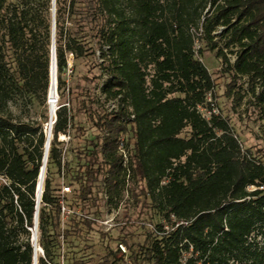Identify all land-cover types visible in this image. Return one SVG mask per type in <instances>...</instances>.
Instances as JSON below:
<instances>
[{
	"label": "trees",
	"instance_id": "obj_1",
	"mask_svg": "<svg viewBox=\"0 0 264 264\" xmlns=\"http://www.w3.org/2000/svg\"><path fill=\"white\" fill-rule=\"evenodd\" d=\"M54 20L59 107L38 207L37 246L43 252H37V264H56L59 237L70 234L61 228V207L70 209L55 194L50 164L58 173L66 166L58 137L72 138L69 79L75 60L96 53L99 73L81 78L97 82L104 68L111 77L106 97L119 96V106L100 110L87 87L76 84L78 110L99 134L89 139L81 172L67 185L78 187L69 192L94 204L93 183L99 180L110 200L126 176L143 183L140 193L163 222L134 253V264H141L140 255L150 264H264V190L258 188L264 162L244 150L228 118L213 111L207 95H214V80L195 49L200 39L222 59L231 74L228 95H239L237 81L246 77L248 90L264 105V0H55ZM52 32V0H0V173L9 181L0 184V264L34 262L31 228L49 114L25 121L9 103L48 106ZM216 37L225 39L223 46ZM67 55L73 58L69 79ZM131 111L135 116L128 121ZM81 220L88 226L94 221L85 214Z\"/></svg>",
	"mask_w": 264,
	"mask_h": 264
},
{
	"label": "rangeland",
	"instance_id": "obj_2",
	"mask_svg": "<svg viewBox=\"0 0 264 264\" xmlns=\"http://www.w3.org/2000/svg\"><path fill=\"white\" fill-rule=\"evenodd\" d=\"M86 30L92 35L89 28ZM215 39L219 45L223 46L225 39L219 37ZM93 45L95 48L97 47V45ZM198 48L201 51L196 55L205 64L214 80V95H207V101L211 103L215 113L220 112L228 118L243 149L249 150L264 162V105L259 103L258 99L248 90L246 77H241L237 81L238 85L235 87V91H239V95L234 93L228 95L226 90L231 74L224 69L225 64L222 59L216 56L215 50H210L207 47L205 41L198 39L195 49ZM226 51H228L230 61L233 62L234 54L228 49ZM68 59L69 68L73 63V58L69 55ZM100 61L98 53L95 54V57L78 58L75 60L73 75L70 77V68L65 72V77L68 79L70 77L69 81L73 87V93L70 96L73 115L72 138L63 141L64 145L61 146L66 164L64 171L58 173L57 167L50 164V177L55 194L60 195L62 202L70 209L69 214L61 219V228H69L70 234L66 238L62 235L59 237L61 242L60 247L55 251L54 261L56 264H70L72 261H81L82 264H134V253L138 255L139 248L146 245L147 235L154 230L155 224L163 222L162 214L158 212L148 196H143L140 193L143 183L136 177L128 178L126 176L127 180H125L120 193L112 200L104 196V181L99 180L93 183L94 204L81 202L77 194L72 191H63V187L67 186L70 180H74L73 176L81 172L79 170L80 163L87 159L86 152L91 149L89 139H94L99 134L92 126L91 121L87 120L86 116L78 110V101L82 96L76 84H84L87 87L89 94L96 99L95 106L97 108L103 111L107 108L105 96L100 97L98 92V82L102 76L97 82L91 83H86L81 78L83 75L91 77L93 74H98L99 69L96 63ZM107 63V58L104 57L103 66ZM104 74H107V71L103 68V81L105 80ZM9 105L13 113L25 121L32 119L40 122L43 120L44 113L49 114V106L37 102L29 104V102L23 103L18 100L10 102ZM202 113L205 117H209V111L206 109H203ZM80 127L84 129L83 132L79 130ZM187 132L188 128L183 130L182 135ZM132 137L131 133H128L127 138L130 143L133 141ZM58 139L62 142L64 138L59 136ZM71 185V190L78 187L75 183ZM71 214L74 215V220L69 217ZM82 214L93 217L94 221L92 220L89 226L86 225L81 220ZM74 222H77L76 229ZM31 229L34 231V227ZM120 243L126 247V252L121 253ZM40 254L42 253L40 252ZM138 258L141 264H150L142 255Z\"/></svg>",
	"mask_w": 264,
	"mask_h": 264
},
{
	"label": "built area",
	"instance_id": "obj_3",
	"mask_svg": "<svg viewBox=\"0 0 264 264\" xmlns=\"http://www.w3.org/2000/svg\"><path fill=\"white\" fill-rule=\"evenodd\" d=\"M108 49H109L108 45L103 46L104 52L107 53ZM104 77H105V80L103 81V75H102V78H101L100 82L98 83V92H99L100 97L105 96V99L107 100V105H106L107 108L104 111L111 112V111L118 109L119 96L115 97V98H107L106 97V93L104 91V86L108 83V81L111 77L108 74H104ZM208 96H210V94H208ZM208 100H210L209 97H208ZM47 103L49 106V118H48V121L45 123V130L44 131L46 134V141H47V138H49V143H50V140L52 137V127L56 121V110L59 107V95H58V90H57V69L55 70V79H54V87L53 88H52V75H51V71H50V83H49V88H48V93H47ZM203 109H204L203 107L199 106V110L201 112ZM134 116H135L134 113L131 111L130 114L127 116V120L132 121L134 119ZM122 122L126 123V119H122ZM59 136H62L64 138L62 141H65V140L70 138L69 134H59ZM119 152L122 155L123 164L125 166H127L129 154H128V150H127V148L123 142L119 146ZM46 160H47V158H46ZM45 165H46V162H45ZM44 172H45V168H44ZM0 184H9L8 179L2 173H0ZM254 188H255V186H253V185L249 186V189H254ZM258 188L264 190V184L258 186ZM63 191H67V192L70 191V187L64 186ZM105 196H106V194H105ZM61 212H62V216H65L69 212V210H67L65 208V206H62ZM31 231H32V229H31ZM33 232L34 231H32V234H33ZM119 248H120L121 253L126 252V247L122 243L119 244Z\"/></svg>",
	"mask_w": 264,
	"mask_h": 264
},
{
	"label": "water",
	"instance_id": "obj_4",
	"mask_svg": "<svg viewBox=\"0 0 264 264\" xmlns=\"http://www.w3.org/2000/svg\"><path fill=\"white\" fill-rule=\"evenodd\" d=\"M54 15H55V0H52V43H51V65H50V71L52 75V88L54 87V79H55V70L57 69L56 66V54H55V38H54V27H55V20H54ZM48 147H49V138H47V141L45 143V152H44V157H43V165L40 168V174H39V180L36 188V212H35V225H34V232L32 234V242L34 246V262L33 264H37V222H38V207H39V201L40 197L42 195V190H41V183L44 175V168H45V162L47 158V152H48ZM40 252H43L42 249Z\"/></svg>",
	"mask_w": 264,
	"mask_h": 264
},
{
	"label": "bare ground",
	"instance_id": "obj_5",
	"mask_svg": "<svg viewBox=\"0 0 264 264\" xmlns=\"http://www.w3.org/2000/svg\"><path fill=\"white\" fill-rule=\"evenodd\" d=\"M43 178H44V175H43ZM42 185H43V179H42V183H41V190H42ZM40 250H41V248L38 246L37 252L40 251Z\"/></svg>",
	"mask_w": 264,
	"mask_h": 264
}]
</instances>
